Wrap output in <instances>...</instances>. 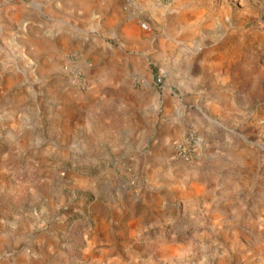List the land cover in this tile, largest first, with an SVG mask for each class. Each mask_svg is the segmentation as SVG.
Listing matches in <instances>:
<instances>
[{"label":"rangeland","instance_id":"rangeland-1","mask_svg":"<svg viewBox=\"0 0 264 264\" xmlns=\"http://www.w3.org/2000/svg\"><path fill=\"white\" fill-rule=\"evenodd\" d=\"M74 1L0 0V53L17 58L19 80L0 88V264L258 259L264 250V0H136L142 13L122 0L146 34L156 31L159 13L176 5L190 10L195 43L190 50L176 43L164 58L161 88L151 64L143 83L140 72L128 75L130 68L113 59L114 52L141 49L117 31L71 37L78 30L63 22L60 7ZM94 37L109 47L96 46ZM205 42L218 44L219 81L239 110L226 125L230 137L258 154L255 180L221 178L218 197L208 200L193 189L195 156L174 153L191 131L199 137L195 125L185 123L164 160L155 154L161 128L173 117L165 94L181 112L203 118L208 112L190 87ZM98 63L103 77L93 85L89 69ZM2 71L0 65V84ZM137 151L152 162L129 172L123 165ZM145 189L150 204L141 198Z\"/></svg>","mask_w":264,"mask_h":264},{"label":"crops","instance_id":"crops-1","mask_svg":"<svg viewBox=\"0 0 264 264\" xmlns=\"http://www.w3.org/2000/svg\"><path fill=\"white\" fill-rule=\"evenodd\" d=\"M60 8L66 15L63 22L73 28L74 31L78 30L74 34H70L73 38L78 35L85 38L84 34L94 32L97 33V37L101 36L100 32L105 30H115L118 32L119 38L125 43L141 48L136 52H128L119 56L114 52L113 59H117L119 63H123L130 68L128 75L131 72H140L143 83H147L146 80L150 78L149 64L152 65V72L157 75L158 71H161L164 78L166 75L164 58L166 59L167 55H171V50L176 43L182 44L185 50H190L192 42L195 43L194 40H191L195 34V25H193L190 10L184 8V6L176 5L168 11L159 13L156 18L157 29L152 34H146L139 29L134 14L124 8L122 0H75L69 7L61 3ZM71 17H73V21H71ZM96 37L93 39L96 46L109 47L108 43H105L104 40L101 42L102 39ZM198 52L199 57L193 63L191 75L194 84L190 85V82L189 85L193 88L194 94L198 95L199 101L207 104L208 112L204 114V118L196 112H181L179 106L177 104L173 105L172 101L169 100V96L165 94L167 106L169 104L174 106L173 114H169L173 117L161 128L159 139L155 141L161 152L155 154L159 155L161 160H164L166 158L165 150L171 142L177 140L184 133L185 123L195 125L198 129L199 143L195 162L191 164L195 168L192 170L194 175L193 189L198 194L202 193L203 197L208 200L218 197L217 192L221 188L219 183L221 180L219 179L221 178L231 177L233 174V177L245 178L248 183L255 180L258 173V154L255 151L241 147V144L230 137L229 132L234 134V131L226 127L230 122L236 121L240 114L237 106L230 102L219 81L223 60L220 56L218 44L216 42H205L203 47L200 46ZM91 54L90 52L89 56ZM46 62L47 65L51 63L50 60ZM0 65H2L3 70L2 76H5L0 88L9 89L11 83L15 85L16 82H19L17 58L14 55L11 58H6L0 53ZM103 70L100 63L92 66L89 69V77L92 78L93 82L89 83L95 85L94 79L102 78ZM188 71L189 69H187V73H189ZM157 87L161 88L162 85ZM102 94L101 92L97 93L98 97ZM170 109L168 108V110ZM187 118L190 119V122H187ZM181 121L184 123H181ZM238 137L245 140V136L243 137L241 134H238ZM137 152L132 153L129 162L123 165L124 169H129V172L132 168H136L142 163H150L153 159L144 156L140 151ZM204 181H206L205 184ZM147 194L148 190L145 189L141 198L143 203L150 204L152 199ZM214 214L218 215L219 213L215 212ZM263 251L259 254L262 256L258 259L253 254L249 264H264Z\"/></svg>","mask_w":264,"mask_h":264},{"label":"built area","instance_id":"built-area-1","mask_svg":"<svg viewBox=\"0 0 264 264\" xmlns=\"http://www.w3.org/2000/svg\"><path fill=\"white\" fill-rule=\"evenodd\" d=\"M125 3L135 9L138 10L139 13H142L140 9H138V5L136 0H124ZM169 1V0H167ZM141 28L143 30L148 29V24L146 22L141 23ZM155 85L161 86L163 83V73L161 71H158L156 77H155ZM199 143V138L197 134L194 131H191L185 140L182 142H177L174 144V153L177 157L184 158V159H193V157L196 154L197 147Z\"/></svg>","mask_w":264,"mask_h":264}]
</instances>
